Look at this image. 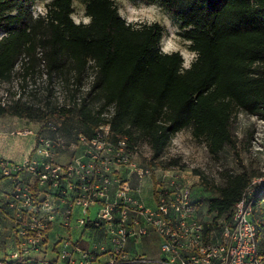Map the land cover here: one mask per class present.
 Listing matches in <instances>:
<instances>
[{
    "label": "trees",
    "instance_id": "obj_1",
    "mask_svg": "<svg viewBox=\"0 0 264 264\" xmlns=\"http://www.w3.org/2000/svg\"><path fill=\"white\" fill-rule=\"evenodd\" d=\"M78 1L88 24L73 20L74 0H52L37 17L35 0H0V85L12 81L20 61H25L26 77L38 50L50 78L68 82L71 74L81 86L89 68L94 74L87 97L73 107L47 102L44 113L20 98L0 100V117L76 119V126L63 129L69 137L76 127L77 135L92 136L109 122L115 141L128 139L139 148L138 134L152 151L148 163L165 167H177L175 160H159L186 129L217 154L235 145V108L264 121V0H132L160 5L180 24V36L197 54L189 68L180 52H162L159 23L129 24L114 0ZM111 107L114 113L107 119L103 115ZM261 175L247 169L223 174L215 196L207 200L192 186L195 204H207L199 214L210 217L204 218L208 232L221 230L244 190ZM257 189V197L264 198V187ZM260 251L264 257V242Z\"/></svg>",
    "mask_w": 264,
    "mask_h": 264
},
{
    "label": "built area",
    "instance_id": "obj_2",
    "mask_svg": "<svg viewBox=\"0 0 264 264\" xmlns=\"http://www.w3.org/2000/svg\"><path fill=\"white\" fill-rule=\"evenodd\" d=\"M11 135L35 144L22 163L0 155V182L11 185L0 209L14 236L0 264H264L263 177L251 181L221 230L208 232L183 171L141 162L138 147L114 140L109 122L72 141L53 118ZM152 233L160 256H131L128 245ZM88 234L101 239L89 243Z\"/></svg>",
    "mask_w": 264,
    "mask_h": 264
},
{
    "label": "rangeland",
    "instance_id": "obj_3",
    "mask_svg": "<svg viewBox=\"0 0 264 264\" xmlns=\"http://www.w3.org/2000/svg\"><path fill=\"white\" fill-rule=\"evenodd\" d=\"M51 1L35 0L33 7L35 17L45 13L47 5ZM114 1L120 15L129 24L140 27L146 24L159 23L163 27L164 34L160 44L161 50L165 46L166 41L170 37L175 36L179 38L176 41L179 45V50L172 51L171 53L180 52L184 58V65L190 64L191 66L196 60L197 56L194 60L188 59L192 51L189 48L190 43L180 36V24L160 5H146L140 2H133L132 0ZM132 9L138 10L135 15ZM153 9H155L156 22H150L154 15ZM72 17L77 24H88L90 22V19L85 15L84 5L78 0H74V14ZM130 17H133L131 22H129ZM2 36L3 33L0 32V38ZM38 51L37 59L33 65L29 66V74L26 77L25 61H20L16 67V73L12 81L0 85V100L2 102L11 103L20 98L23 102L34 106L36 109L41 108L42 112L47 113V102H50L51 106L69 108L87 97L94 75L92 68L87 70L81 86H78L74 82L71 74H67L69 78L68 82L63 77L50 78L45 64L40 59L42 52ZM77 87L79 91L75 99H72V94ZM112 112L109 108V111L103 116L109 118ZM53 119L62 130L65 125L70 127L76 126L77 121L76 119L70 120L66 117ZM30 122L35 125L40 123L36 120H31ZM24 128H36V126L27 124L22 120L19 123L18 118L11 116L0 117V149L3 150L6 158L12 156L17 158L18 160H12V162L15 161L14 163L22 162L28 149L33 143L35 144L34 137H11V131H15V129L25 130ZM77 130L76 127L70 137L66 135L70 141L77 136ZM232 132L234 134L235 145L228 146L221 152L214 154L210 151L209 144L205 139H195L192 135V130L186 129L173 137L159 161L168 164L172 160H175L177 167L183 171L186 181L193 186L198 196H203L205 200L215 196L216 187L221 184L220 176L223 174L240 173L244 169H247L256 174H262L261 176L264 178V121L235 108ZM137 136L138 134L134 135L140 144L139 157L142 162L151 158L152 151L147 141ZM66 159L59 158L58 161L65 162L67 161ZM6 182L2 181V183ZM199 209L204 213L207 210V204H200ZM201 216L203 219L210 218L208 216ZM256 219L257 221L260 220L258 216ZM219 222L222 223V220ZM61 233L63 232L61 231ZM151 236L155 245H157L160 238L154 234ZM87 239L90 243L91 235ZM262 240L264 242V234ZM142 249L143 247H141Z\"/></svg>",
    "mask_w": 264,
    "mask_h": 264
},
{
    "label": "crops",
    "instance_id": "obj_4",
    "mask_svg": "<svg viewBox=\"0 0 264 264\" xmlns=\"http://www.w3.org/2000/svg\"><path fill=\"white\" fill-rule=\"evenodd\" d=\"M5 116H9V115H5ZM14 118H18V117H14ZM20 120H22L23 122H26L27 124H32L33 126H36L34 123L30 122L28 119L18 118V122L19 123H20ZM15 131H20V129H15ZM15 131H11L10 135H11L12 132H15ZM11 137H13V136L11 135ZM14 138H20V136H14ZM25 138H28V137H25ZM33 145H34V143L28 149L27 153L24 155L22 162L27 160V158L29 157L30 153L33 150V147H34ZM0 155L3 158H5V159H7L8 161H11V162H12V160H18L17 158H14L13 156L9 157V158H6L3 150H1V149H0ZM13 162H15V161H13ZM22 162H19V163H22ZM10 192H11L10 184L8 182H6V183L0 182V199L4 198V195H8ZM5 213H6L5 210L0 209V257L5 256L10 251V249L13 247V245H14V236H13V232H12V229H11V222L9 221V219L6 216ZM153 234L154 233H152L151 235H153ZM89 235H91L90 242L94 241V240L97 241V240L101 239L100 236H97V235L94 236L93 234L86 235V238ZM151 235H149L148 237L142 239L139 244H135L132 241L128 245V250H129L131 256L135 257V256H138V255H145V256L149 255L148 257H151V258L160 256L161 240L159 239V243L157 245H155L154 241L152 240L153 238H151V237H155V236H151ZM154 235H156V234H154ZM141 247H143L142 250H141Z\"/></svg>",
    "mask_w": 264,
    "mask_h": 264
},
{
    "label": "clouds",
    "instance_id": "obj_5",
    "mask_svg": "<svg viewBox=\"0 0 264 264\" xmlns=\"http://www.w3.org/2000/svg\"><path fill=\"white\" fill-rule=\"evenodd\" d=\"M137 11H138L137 9H132V12H133L134 15L137 13ZM152 11H153L154 15L151 18L150 22H156L155 9H153ZM132 19H133V17H130L129 18V22H131ZM178 39L179 38L175 37V36L170 37L166 41L165 46L162 48V52L166 53V54H170L172 51H178L179 50V45L176 42ZM185 52H186V50H185ZM196 56H197V54L195 52H192L190 54V56L188 57V59L189 60H194L196 58ZM184 66L187 68V67H190V64H185Z\"/></svg>",
    "mask_w": 264,
    "mask_h": 264
}]
</instances>
